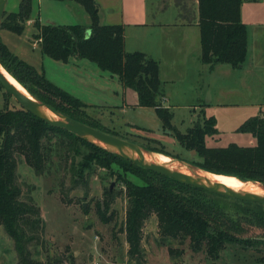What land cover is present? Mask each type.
I'll return each instance as SVG.
<instances>
[{
  "label": "trees",
  "instance_id": "1",
  "mask_svg": "<svg viewBox=\"0 0 264 264\" xmlns=\"http://www.w3.org/2000/svg\"><path fill=\"white\" fill-rule=\"evenodd\" d=\"M73 1L85 9L89 25L42 24L35 18L33 35L39 42L41 54L63 63L69 59L94 62L101 70L116 76L123 86L133 89L138 106L154 108L163 131L171 132L182 147L196 152L200 160L193 162L194 166L264 185L263 116H251L237 128L238 132L250 133L255 138V144L248 146L206 145L205 137L217 133L214 116L202 124H193L185 132L178 130L172 124L173 112L161 104L163 89L158 62L141 51H125L123 25L101 24L95 0ZM243 1L197 0L200 59L210 68L216 63L239 68L246 60L248 30L240 13ZM31 12L32 0H18L16 11L4 12L0 27L22 34ZM0 64L34 98L51 109L118 136L89 115L86 110L92 106L49 81L42 69L18 57L1 39ZM54 151L65 162L69 160L72 168L75 157L80 156L79 177L83 176L84 169H91V163L108 170L117 164L142 180V183L122 180L127 202L122 229L130 264L145 263L142 234L144 225L152 217L163 241L186 243L191 251L203 253L210 264L221 260V252L228 245L254 246L255 238L243 234L248 228L264 230V215L258 209L233 210L220 197L223 195H214L139 166L64 128L47 124L21 107H5L0 109V226L14 243L17 264H42L32 257L29 244L37 238L43 222L39 208L31 200L21 199L17 157H22L40 174L51 162ZM117 194L106 188L103 198L96 202V212L103 222L113 218L114 212L109 213V210ZM183 249L170 245L168 251L180 256Z\"/></svg>",
  "mask_w": 264,
  "mask_h": 264
},
{
  "label": "rangeland",
  "instance_id": "2",
  "mask_svg": "<svg viewBox=\"0 0 264 264\" xmlns=\"http://www.w3.org/2000/svg\"><path fill=\"white\" fill-rule=\"evenodd\" d=\"M258 1L256 0V2ZM47 2L51 5H44V17L51 14V17L72 21L70 20L72 19L71 12L66 13L62 5L66 1L48 0ZM17 8L18 0H7L5 12H13ZM256 8L262 13L264 1L259 2ZM37 12L38 6L35 2L32 16L36 17ZM244 19L248 21L250 36L253 39V55L251 56L253 72L258 74L254 78L253 93L245 95L238 91L236 95L225 94L223 91L232 87L231 76L214 87V89L220 87L223 94L215 95L213 99H219L218 101H223L226 104L211 110L206 108L205 103L211 98L208 91L207 96L197 100L190 109L186 106L172 108L174 113L172 121L177 127L174 126L182 132L195 123L202 124L211 114L214 115L217 133L205 137V143L208 146L219 147L229 143L244 146L254 145L255 138L250 133L238 132L237 128L251 116L264 117V105L256 106L254 104V102H264V88L262 87L264 82V26L255 27V17L251 12L248 13V16H244ZM32 22L29 20L26 23L22 34H15L0 27V39L15 50L20 57L36 61L34 56L38 51L39 42L33 35L35 29ZM30 55L33 56L30 57ZM46 59L49 60L47 57ZM82 60L99 70L101 74H109L97 67L94 62L87 59ZM47 64L45 61L44 69H47ZM50 71L59 77L58 79L68 77L76 88L83 86V83L78 82L79 77L76 72L71 71L68 67L52 63ZM88 72L95 75L92 82L105 90H96L92 85H87V89L86 86V92H89L88 90L94 92L93 96L88 93L86 97L97 103L86 111L104 129L116 133L120 138L139 146L146 152L163 154L169 160L184 167L194 166L193 162L200 160L195 151L191 154V150L182 147L171 132L163 131L161 121L151 107H141L136 104L137 97L133 89H126L124 96L126 105L121 107V98L112 97L107 91L111 87L109 79L97 78L98 75L95 72L90 70ZM102 83L105 86H99ZM173 97L183 103L181 94L175 93ZM243 98H248L251 102L240 103V99ZM5 107L19 108L20 105L0 86V109ZM50 160L51 162L46 165L45 170L37 174L24 162L22 157H17L16 175L17 183L21 188V199L31 200L39 208L43 220L37 238L29 244L32 257L42 264H93L95 262L99 264H130L124 255V247L128 245L122 228L127 202L122 180L129 179L135 183H142V180L117 164H113L112 169L108 170L91 163V169H84L83 176L79 177L80 156L75 157L74 168L71 167L69 160L65 162L55 151L52 152ZM256 184L262 187V183L256 181ZM106 188H110L118 194L109 210V213L113 210V218L108 222H103L96 212V202L103 198ZM220 197L233 210L244 212L246 209H258L264 215V202L254 203L226 196ZM243 234L255 238L254 246L228 245L221 252V260L217 261V264H264V230L250 227ZM170 245L172 248L184 247V253L180 256L169 253ZM142 247L144 249V264H210V261L204 258L203 253L191 251L186 243L180 245L178 241H173V244L163 241L158 233L154 217L144 225ZM0 264H17L14 243L2 226H0Z\"/></svg>",
  "mask_w": 264,
  "mask_h": 264
},
{
  "label": "crops",
  "instance_id": "3",
  "mask_svg": "<svg viewBox=\"0 0 264 264\" xmlns=\"http://www.w3.org/2000/svg\"><path fill=\"white\" fill-rule=\"evenodd\" d=\"M47 1L48 0H32L30 21L38 18L42 24L89 25V15L80 4L73 0H63L66 2L62 4L66 13L71 12L72 19L70 20L72 21H63V19L51 17V14H49L48 17H44V5H51ZM95 1L98 5V17L101 24L123 25L125 51H141L158 62L159 78L162 81L163 89V96L161 98L162 106L170 108L171 111L172 108L180 106H186L190 109L194 104H196L197 100L205 98L209 91L211 98L206 101L205 106L210 110L215 109L216 107L226 103L223 101H218L219 99L216 98L213 99V96H219L223 94L220 87L217 89H214V87L217 83H223L224 79H227L231 76L232 87L230 86L228 89H226V91H223L225 94L231 93L236 95L238 91L245 95L253 93L254 78L255 76H258V74L253 72V59L251 58L253 55V39L250 36L247 23L248 21L244 19V16H248V13L251 12L253 17H255V27H263L264 10L261 13L256 7L259 2L264 0H259L258 2L244 0L241 4V20L247 26L248 30V49L246 60L239 68H234L225 63H216L210 68L208 64H205L201 61L200 33L197 24V0ZM35 2L38 6L36 17L32 16ZM4 43L10 49V51L20 57L19 54L15 50L11 49L6 42ZM37 53H35L34 56L36 61L32 60L31 58H20L32 64L37 69H42L45 77L49 81L72 94L73 96L79 98L87 105L93 106L97 104L96 101H92V99H88L86 97L88 96V93H91V96L94 94L92 90H88L89 92H86L85 89L87 85H92L94 89L96 88V90L99 91L105 90V88L98 87L96 83L92 82L93 76L95 75L89 73L88 70L95 72V74L98 75L97 78L109 79V85H111V87L107 89L108 93L112 97L116 96L121 98V107L126 105L124 96L126 94L127 87L123 86L116 76L111 75L110 73L108 75L101 74L99 70H96L82 59H69L68 62L63 63L56 60L54 61L52 58L41 54L39 47ZM33 55H30V57ZM46 57L49 60H47ZM45 61L48 63L47 69H44ZM52 63H55L61 67H68L73 72L75 71L76 75L79 77L78 82L83 83V86H79L77 89L74 85H72L68 77L58 79L59 77H56L50 71ZM70 75L72 76V74ZM263 83L262 87L264 88ZM99 86H105V84L102 83L99 84ZM175 93L181 94L183 96V103L178 102L173 97ZM239 102L243 103L251 101H249L248 98H243L240 99ZM254 104L256 106H261L262 104L264 105V102H254ZM107 105L115 106L116 104ZM151 108L154 111V108ZM210 116L214 115L211 114ZM126 123L131 124L129 121H126ZM172 124L175 125L173 121ZM124 255L128 261L127 246L124 247Z\"/></svg>",
  "mask_w": 264,
  "mask_h": 264
},
{
  "label": "water",
  "instance_id": "4",
  "mask_svg": "<svg viewBox=\"0 0 264 264\" xmlns=\"http://www.w3.org/2000/svg\"><path fill=\"white\" fill-rule=\"evenodd\" d=\"M7 0H0V25L1 19L5 12ZM89 34V29L87 30ZM0 86L4 89V91L9 95L14 97L17 103L20 105L21 108L30 112L37 118L41 119L47 124H50L55 127L64 128L75 135L82 137L94 144L101 146L102 148L122 157L125 158L139 166H142L146 169L152 170L154 172L160 173L162 175L174 178L180 182L185 184L204 189L206 191L220 194L223 196L243 200V201H250V202H264V192L261 194L241 191L232 189L230 187H226L223 185H219L216 183L208 182L200 177L196 176L193 171L192 167L194 166H186L187 169L190 170V174L182 173L179 171L169 170L167 166L163 163H158L156 161H149L146 158L140 156V153L146 152L139 146L124 140L118 136L106 133L100 129L93 128L88 126L80 121L74 120L58 111H55L48 107L41 101H38L30 94L26 96L22 94L10 81L0 72ZM46 107L51 112L56 114L61 121L56 122L52 118H50L42 109V107ZM138 153V154H136ZM149 153V152H148ZM194 153V150L191 151V154ZM183 163V162H181ZM184 164V163H183ZM244 181V180H242ZM256 183V181H255ZM262 188L264 191V185L262 184Z\"/></svg>",
  "mask_w": 264,
  "mask_h": 264
},
{
  "label": "bare ground",
  "instance_id": "5",
  "mask_svg": "<svg viewBox=\"0 0 264 264\" xmlns=\"http://www.w3.org/2000/svg\"><path fill=\"white\" fill-rule=\"evenodd\" d=\"M0 72H2V74H4V76L10 81V83H12L22 94L29 96L30 94L27 92V90L19 83L16 81L15 78H13L4 68L3 66H1L0 64ZM42 109L44 110V112L50 117L52 118L54 121L56 122H60L61 119L54 114L53 112H51L49 109H47L46 107H42ZM138 154V153H136ZM140 156L146 158L149 161H156L158 163H163L167 166V168L169 170H174V171H179L182 173H186V174H190V170L187 169L184 166L179 165V163H175V161L169 160L168 158H166L163 154L160 153H148V152H141ZM178 161V160H177ZM193 173L200 177L201 179L208 181V182H212V183H216L219 185H223L226 187H230L232 189H236V190H241V191H247V192H252V193H257V194H261L263 193V188L260 187L258 184H256L255 182L252 181H242L239 178H237L236 176L233 175H223V174H216V173H212V172H208V171H204L202 169H200L199 167L194 166L192 168Z\"/></svg>",
  "mask_w": 264,
  "mask_h": 264
},
{
  "label": "built area",
  "instance_id": "6",
  "mask_svg": "<svg viewBox=\"0 0 264 264\" xmlns=\"http://www.w3.org/2000/svg\"><path fill=\"white\" fill-rule=\"evenodd\" d=\"M94 264H99L98 262H95Z\"/></svg>",
  "mask_w": 264,
  "mask_h": 264
}]
</instances>
